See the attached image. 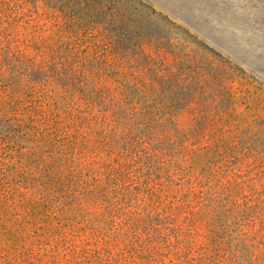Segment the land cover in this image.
Instances as JSON below:
<instances>
[{
    "label": "rangeland",
    "instance_id": "1",
    "mask_svg": "<svg viewBox=\"0 0 264 264\" xmlns=\"http://www.w3.org/2000/svg\"><path fill=\"white\" fill-rule=\"evenodd\" d=\"M0 0V264H264V0Z\"/></svg>",
    "mask_w": 264,
    "mask_h": 264
},
{
    "label": "trees",
    "instance_id": "2",
    "mask_svg": "<svg viewBox=\"0 0 264 264\" xmlns=\"http://www.w3.org/2000/svg\"><path fill=\"white\" fill-rule=\"evenodd\" d=\"M82 1V3L84 5H89L91 1L95 2V3H99V8L95 9L94 12L96 15H104L106 14V10L104 9V5L107 3L108 8L112 9L111 12H109V14H113L115 17L117 15H121L122 14V10L120 5H118L119 0H80Z\"/></svg>",
    "mask_w": 264,
    "mask_h": 264
}]
</instances>
